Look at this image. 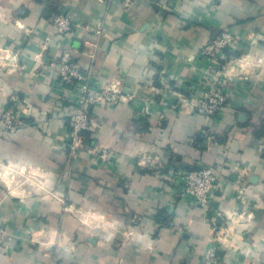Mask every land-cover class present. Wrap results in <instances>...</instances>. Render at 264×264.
<instances>
[{"label": "crops", "instance_id": "1", "mask_svg": "<svg viewBox=\"0 0 264 264\" xmlns=\"http://www.w3.org/2000/svg\"><path fill=\"white\" fill-rule=\"evenodd\" d=\"M49 1L79 25L66 38L46 15ZM224 30L239 37L232 54L252 55L251 65L205 117L195 112L208 84L200 49ZM65 42L93 90L119 81L128 97L89 108L93 151L74 156L75 98L51 66ZM0 47L17 64L0 66V112L9 96L30 106L19 113L24 126H0V165L35 171L50 192L11 191L0 177V264H203L210 248L223 264H264V0H0ZM105 149L112 160L98 162ZM202 166L220 174L205 210L174 181Z\"/></svg>", "mask_w": 264, "mask_h": 264}, {"label": "built area", "instance_id": "2", "mask_svg": "<svg viewBox=\"0 0 264 264\" xmlns=\"http://www.w3.org/2000/svg\"><path fill=\"white\" fill-rule=\"evenodd\" d=\"M49 20L57 36L61 38L68 37L79 27L63 13L54 14ZM95 33L99 35V31H95ZM238 40L237 35L224 30L201 47L200 55L208 66V71L205 74L208 84L196 100V113L205 117L215 116L229 100L228 82L235 77L247 78L246 71L251 65L250 58L252 55L246 54L243 57H235L232 54ZM85 44L92 48L97 47V43L93 41H86ZM12 65H17L16 54L0 47V66ZM51 66L54 67L61 85L66 87L67 91L72 92L75 98L74 104L67 114L69 118L67 150L70 156H74L82 150H88L83 142V133L89 131L92 127L89 108L94 105L109 106L117 102H127L128 97L122 94L119 81L106 83L99 90H93L90 86L89 76L82 72L81 65L74 59V51L68 42L63 44L58 58ZM2 94L3 91L0 88V97H2ZM9 99L14 103L0 112V126L5 130H14L24 126L19 113H26L30 106L26 101H23L21 105L15 104L17 103L16 97L9 96ZM262 150L264 151V144ZM88 151L92 152L93 150ZM95 158L101 163L110 162L113 153L105 149L96 152ZM151 163L152 161L146 157L140 159L141 165H150V168H152L153 163ZM0 177H3L10 190L27 185L35 191L50 194L45 185L38 179L40 178L39 175H36L35 171L31 169L15 167L11 164L0 165ZM174 181L178 195L182 199L194 207L205 210L214 201V192L220 183V174L212 167L202 166L176 173ZM217 213L219 215V212ZM227 218V220H231L232 216H227ZM242 220L244 219L239 217L237 223ZM210 227L216 236L215 239L220 242V234L222 233L220 225L216 220L211 219ZM6 240L7 232L0 219V244H4ZM203 264L223 263L215 248H210L203 255Z\"/></svg>", "mask_w": 264, "mask_h": 264}, {"label": "trees", "instance_id": "3", "mask_svg": "<svg viewBox=\"0 0 264 264\" xmlns=\"http://www.w3.org/2000/svg\"><path fill=\"white\" fill-rule=\"evenodd\" d=\"M50 2V1H49ZM49 2H48V6H46V15L48 14V15H52V14H57L58 12H57V8H56V6L53 4L54 2H50V4H49ZM88 132V131H87ZM87 132H84L83 133V142H84V144L87 146V144H88V141L86 140V134H87Z\"/></svg>", "mask_w": 264, "mask_h": 264}, {"label": "rangeland", "instance_id": "4", "mask_svg": "<svg viewBox=\"0 0 264 264\" xmlns=\"http://www.w3.org/2000/svg\"><path fill=\"white\" fill-rule=\"evenodd\" d=\"M18 196H20V195H18ZM38 196V195H37ZM44 196V195H43Z\"/></svg>", "mask_w": 264, "mask_h": 264}]
</instances>
